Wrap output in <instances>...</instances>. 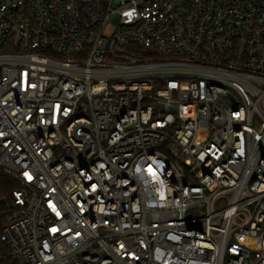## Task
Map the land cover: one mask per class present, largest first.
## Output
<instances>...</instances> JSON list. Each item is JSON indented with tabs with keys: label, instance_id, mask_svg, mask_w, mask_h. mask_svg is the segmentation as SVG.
<instances>
[{
	"label": "built area",
	"instance_id": "obj_1",
	"mask_svg": "<svg viewBox=\"0 0 264 264\" xmlns=\"http://www.w3.org/2000/svg\"><path fill=\"white\" fill-rule=\"evenodd\" d=\"M2 177L0 264H264V0H0Z\"/></svg>",
	"mask_w": 264,
	"mask_h": 264
},
{
	"label": "trees",
	"instance_id": "obj_2",
	"mask_svg": "<svg viewBox=\"0 0 264 264\" xmlns=\"http://www.w3.org/2000/svg\"><path fill=\"white\" fill-rule=\"evenodd\" d=\"M2 178H3V179L0 180V185H1L0 187H1V189L4 190V188L2 187V185H4L3 182H4V181H6V182L9 181V179H8L7 177H6V178H5V177H2Z\"/></svg>",
	"mask_w": 264,
	"mask_h": 264
}]
</instances>
